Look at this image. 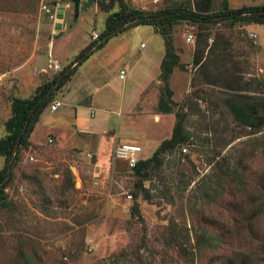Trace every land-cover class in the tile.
Returning a JSON list of instances; mask_svg holds the SVG:
<instances>
[{"label":"rangeland","instance_id":"1","mask_svg":"<svg viewBox=\"0 0 264 264\" xmlns=\"http://www.w3.org/2000/svg\"><path fill=\"white\" fill-rule=\"evenodd\" d=\"M56 1L68 4L62 31L60 21L54 25L39 12L38 0H0V138L6 133L12 99L30 96L42 81L69 65L53 55L61 39L52 41L64 35L65 57H70L91 42L92 33L103 31L108 13L119 9L114 2L103 12L94 0L73 19L70 0ZM122 1L144 13L169 5L190 4L194 10V0ZM217 3L214 0V7ZM263 4L264 0H228L230 8ZM149 28L136 25L116 33L83 58L72 77L78 78L87 66L83 74L88 83L101 77L108 81L109 90L103 95L112 97L114 108L121 100L122 111L130 109L116 130L123 129L125 141L142 147L141 159L170 137L176 112L184 115L187 142L180 150L165 153L160 166L146 170L143 189L136 190L141 177L127 169L125 161L107 159L101 169L96 159L86 156L87 150L58 145L51 135L52 142L46 141L48 127L56 128L52 131L61 141L60 122L69 124L71 117L64 111L62 119L60 108L45 113L33 136L45 143L19 151L0 199V264H224L227 258L245 264L254 258L264 264L260 252L264 205L251 221L246 219L264 179V128L254 133L225 105L230 92L264 96V26L251 24L246 29L229 20L174 25L172 43L184 67L169 75V94L160 73L143 86L144 77L155 73L164 53L162 36ZM141 42L145 47L139 46ZM194 57L200 63L216 58L220 78L212 69H206L208 75L199 71ZM120 67L126 71L124 82L114 79ZM141 87L139 100L132 105ZM58 96L60 91H54L52 98ZM160 100L170 105L168 113L159 110ZM104 123L91 132L94 135H77L69 143L98 148L101 131L114 129L110 122ZM226 170L236 174L226 175ZM241 182L243 191H238ZM205 231L216 237L212 248H201Z\"/></svg>","mask_w":264,"mask_h":264},{"label":"trees","instance_id":"2","mask_svg":"<svg viewBox=\"0 0 264 264\" xmlns=\"http://www.w3.org/2000/svg\"><path fill=\"white\" fill-rule=\"evenodd\" d=\"M40 0H38L39 5ZM114 2L117 3L119 9L117 11L108 13L105 17V26L103 31L98 34L99 38L89 42L75 57L74 62L81 58L89 50L95 51L100 49L103 45L116 33L125 30L129 27L136 25H149L152 27L153 32L159 34L163 38L164 54L160 62V77L165 84L164 91L169 94V87L167 86V79L172 73L174 68H183L184 64L180 63L178 54L175 52V48L172 43L171 32L173 26L177 23L187 21L192 24H202L216 22L220 20H229L232 23H240L244 27L251 23L264 24V10L263 5H250L241 6L239 8H230L228 6V0H218L217 5L214 7V0H194V10L190 9V4L187 7L182 6L176 7V5H169L168 8L159 9L155 13H144L142 10L133 8L125 4L122 0H96V4L99 10L108 12ZM218 16L217 19H212ZM130 22L124 26L121 30L105 38L106 34H109L116 30L118 27ZM245 28V27H244ZM194 64L197 65L199 71L206 72V69H212L217 71L215 74L216 79L220 78L221 71L217 69L219 62H216V58L212 61L200 63L199 58L194 57ZM77 63L70 71L65 73V70L70 66L61 70L56 76L47 81H42L36 86L34 92L28 97H15L11 101L10 105V116L4 123L5 135L0 138V157L3 158V165L0 169V199H2L3 191L10 181L11 174L4 181L7 174V166L9 161V169L15 165L16 157L19 151L23 148L29 147V136L38 121L39 115L45 109V107L52 101L54 92H51L47 97L43 98L52 88V86L58 81V90L67 80L70 79L71 75L75 71L76 67L81 64ZM209 71V70H208ZM206 75L207 72H206ZM233 90H246L245 88H233ZM170 102V100H169ZM225 105L235 119L243 126L249 127L254 133L264 128V96H250L243 95L236 92L229 93L225 98ZM159 110L163 113H168L171 109L167 101L160 100L158 102ZM175 122L171 129L170 137L163 139L159 146L153 151L151 156L144 159H139L132 169L140 178V183L136 185V190H142L141 181L145 179L146 170L150 169L151 166H160L162 163V157L165 153L171 152L174 149H181L189 138V132L184 126L185 120L184 115L176 112ZM19 133L20 136H19ZM18 144L15 148V145ZM153 164V165H151ZM127 167V165H126ZM226 170V175L231 173L236 174L235 171ZM219 181L217 185H220ZM238 191H243L244 183L241 182ZM211 185L208 186L210 188ZM253 198L252 204L253 209L250 210L251 214L246 215V219L251 221L255 215L261 211L264 205V179L261 183V189ZM214 193H217V189H213ZM209 196V194H207ZM137 192L133 193L132 212L138 213ZM247 212H245L246 214ZM216 237L212 234L204 232L201 248L214 246ZM199 250V248H196ZM260 252L264 254V244L260 248ZM252 264H258L257 260L252 258ZM249 263V262H248ZM224 264H245L243 260L236 258H227Z\"/></svg>","mask_w":264,"mask_h":264},{"label":"crops","instance_id":"3","mask_svg":"<svg viewBox=\"0 0 264 264\" xmlns=\"http://www.w3.org/2000/svg\"><path fill=\"white\" fill-rule=\"evenodd\" d=\"M81 1H83V0H81ZM67 6H68L67 3H64V4L59 3L58 8H57L58 15H60L62 10L64 11ZM57 21H60L59 22L60 26H59L58 30L62 31L63 26H65L66 24H64V22L62 24V21L60 18H58ZM57 21L55 23H57ZM55 23H53V24L56 25ZM251 24H257V23H251ZM251 24L245 25L244 27L246 29H248V26ZM259 25L264 26V24H259ZM146 26H149V25H146ZM149 27H150L149 28L150 31L153 32L152 27L151 26H149ZM249 32L255 36V34L252 31L249 30ZM67 33H69V31H67ZM58 35H60V34H58ZM62 37H63V41H65L64 35H62V34L57 39H55V41H52V43L55 44L56 41L61 39L60 44L58 43L59 48L56 49L55 52L53 51V55L57 56L58 59L60 56L61 60L62 61L64 60L63 61V62H65L64 64H69L70 66H72L73 61H74L75 57L77 56V54L87 44L83 43L81 45V47L75 53H73L70 57L66 58L65 57V49H64L65 44L62 45ZM256 44L259 45L258 43H256ZM141 45H143V46H141ZM139 46L142 48L145 47V45L142 42L139 44ZM163 52H164V50H163ZM93 53H95V51L90 53V55H92ZM163 54H161L160 59L156 62L155 73L148 78L144 77L143 86L145 85V83L147 81L152 80L153 78H155V76H157L160 73L159 65H160V62L162 60ZM82 61H84V60H82ZM54 65L59 66V64H57V63H55ZM79 65H81V64H79ZM79 65L76 67L75 72H77ZM86 67L87 66H85L83 68V70L81 72H79L78 78L77 77L75 78V79H77L78 83L75 82L74 81L75 79L72 77L74 74L71 75L70 79L67 80L66 83L63 84L58 89L60 91V96L52 98V99H58L62 103V105L59 107L61 109V112H60L61 118L63 119L64 111H67V113L70 115L71 118L69 120V124L63 123L62 122L63 120L60 122V126H61L60 131H62V140L61 141H60V138L57 137V133L55 131H52L53 129H56L54 127H48L46 141L51 139L50 138V135H51L57 141L58 145H61V146L62 145H68V146L74 145V147H76V146L80 147L83 151L87 150L88 152H85V154H90L91 156L90 157H88L87 155L86 156L89 159L90 158H92V159L94 158V160L96 159L95 165L98 166L99 168L103 169V168H105V161L107 159H109V160L111 159L110 158L111 147L114 144H116L117 141L129 142V141L124 140L123 129H121L122 131L120 130L119 133L116 129H117L118 120H120V119L122 120L124 116H128L127 113L130 109L127 112H123L121 100H119L118 106L116 108H114V106H113L114 101L112 100V97H109L107 94L103 95L104 90H106V92L109 90L108 81L104 77H101L95 84L88 83L89 81L86 79V75L83 74V72H85ZM123 68L124 67L119 68V70L117 72V78L115 76L114 79H118V80H121L122 82H124V80L126 79V76H124L123 79H120L118 77L119 71ZM80 74H81V76H80ZM125 74H126V71H125ZM75 83H77V84H75ZM74 84H75V86H74ZM79 84L82 86V88H79ZM88 84H92V86H88ZM75 87H77V88H75ZM62 88L64 89L63 95H62ZM142 89H143V87L136 90L137 92H136V95L133 99L132 105L135 104L139 100L140 93H141ZM72 94H76V95L72 96ZM69 96H71V98H68ZM66 100H68V101H66ZM48 105L45 107V109L39 115L38 121L36 122L32 132L29 136L28 140H29L30 146L45 143V142H40L39 140H33V136H36V134L34 132H36V130L40 127V125L43 124L45 113H47V112L54 113V112H57L59 109L58 108L57 110L51 112L48 109ZM62 109H64V110H62ZM105 121L107 123L110 122L112 124L111 126L114 125V129L110 127V128L103 129L101 131V134L103 135V137H101L102 138V142L100 143L101 146H99L98 148H96L94 146L86 145V144L85 145H79V144H75V143H69V141L71 142V139L73 137L79 136V137L83 138V137H86V135H88V134H92L91 132L95 128H97L99 126H101V127L105 126L106 125V123H104ZM109 131H112V134L107 135V133ZM92 135H94V134H92ZM116 137H117V139L115 140ZM129 143H133V142H129ZM102 151H103L104 157H101ZM152 151L153 150H151L148 155H145L144 158H148ZM143 153H144V151H143ZM100 171H104V170H100Z\"/></svg>","mask_w":264,"mask_h":264},{"label":"built area","instance_id":"4","mask_svg":"<svg viewBox=\"0 0 264 264\" xmlns=\"http://www.w3.org/2000/svg\"><path fill=\"white\" fill-rule=\"evenodd\" d=\"M58 5H59V2L56 0H40L39 5H38V9H39L40 13L47 16L53 23H55L58 18H60L62 21V17L64 15L63 10H62L61 14L58 15V13H57ZM250 36L254 37L253 34H251ZM97 38H98L97 33L91 34V37H90L91 41H94ZM141 46H143V45H141ZM54 68L59 69V66L54 65ZM124 76H125V70L121 69L119 71L118 77L120 79H123ZM61 105H62V103L60 102V100L52 99V101L48 105V109L51 112H53V111L57 110ZM48 141L51 142L52 140L49 139ZM141 152H142V147L135 144V143H129V142H119L118 143L117 142L111 148L110 158L112 161H116V160L125 161L127 168L132 169L133 167H135L137 161L140 159ZM86 155L88 157L91 156L90 154H86ZM30 159H32V158L30 157Z\"/></svg>","mask_w":264,"mask_h":264},{"label":"water","instance_id":"5","mask_svg":"<svg viewBox=\"0 0 264 264\" xmlns=\"http://www.w3.org/2000/svg\"><path fill=\"white\" fill-rule=\"evenodd\" d=\"M70 2L72 3L73 5V19H76L79 11H82L84 10L88 5H90V3L94 2V0H84V1H81V0H70ZM260 12H264V10H261ZM216 18L218 16H215ZM214 18V17H213ZM130 22H127L126 24L118 27L116 30H114L113 32L109 33V34H106L105 35V38L116 33L118 30H121L124 26L128 25ZM91 52V50H89L87 53H85L81 58H79L76 62H74L72 64V66H69L66 70H65V73L70 71L77 63L81 62L83 58H85L86 56H88V54ZM60 80V78L57 80V82L52 86V88L50 89V91L43 97H47L51 92H54L56 87H57V84H58V81ZM21 133H19V136H20ZM18 144V141L15 145V148L16 149V146ZM10 174V169H9V161H8V166H7V174L5 176V178L3 179L2 182H4L8 176Z\"/></svg>","mask_w":264,"mask_h":264}]
</instances>
